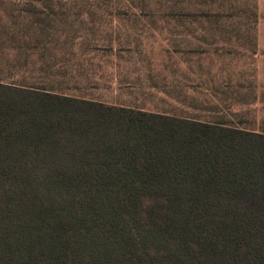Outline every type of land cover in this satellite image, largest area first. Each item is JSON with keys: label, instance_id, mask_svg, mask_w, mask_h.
<instances>
[{"label": "trees", "instance_id": "1", "mask_svg": "<svg viewBox=\"0 0 264 264\" xmlns=\"http://www.w3.org/2000/svg\"><path fill=\"white\" fill-rule=\"evenodd\" d=\"M0 264H264V134L0 79Z\"/></svg>", "mask_w": 264, "mask_h": 264}, {"label": "rangeland", "instance_id": "2", "mask_svg": "<svg viewBox=\"0 0 264 264\" xmlns=\"http://www.w3.org/2000/svg\"><path fill=\"white\" fill-rule=\"evenodd\" d=\"M0 79L264 134V0H0Z\"/></svg>", "mask_w": 264, "mask_h": 264}]
</instances>
